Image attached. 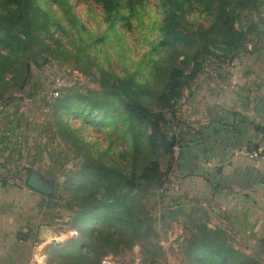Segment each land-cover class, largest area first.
Wrapping results in <instances>:
<instances>
[{
  "label": "trees",
  "instance_id": "obj_1",
  "mask_svg": "<svg viewBox=\"0 0 264 264\" xmlns=\"http://www.w3.org/2000/svg\"><path fill=\"white\" fill-rule=\"evenodd\" d=\"M80 1L99 9L98 31L69 0H0V99L23 93L32 67L48 59L70 64L99 88V95L56 90L50 104L55 134L78 158L65 173L74 234L46 245L50 264H102L137 244L143 254L153 251L155 218L145 192L161 175L160 158L172 152L167 133L183 88L210 57L233 61L247 52V37L258 30L247 16L264 6V0ZM196 14L208 24L191 21ZM131 35L147 45L135 57ZM110 56L129 58L133 67L117 73ZM90 128L102 137L88 139L82 131ZM203 219L190 215L184 224L189 232L179 252L185 264H261L258 256L235 247L225 229ZM28 233L15 235L26 241ZM259 243L264 252V240Z\"/></svg>",
  "mask_w": 264,
  "mask_h": 264
},
{
  "label": "rangeland",
  "instance_id": "obj_2",
  "mask_svg": "<svg viewBox=\"0 0 264 264\" xmlns=\"http://www.w3.org/2000/svg\"><path fill=\"white\" fill-rule=\"evenodd\" d=\"M69 2L85 24L98 31L99 9L91 2ZM190 19L205 26L208 24L207 18L200 14ZM247 20L256 23L258 28L247 37V52L241 53L233 61L221 56L210 57L203 72L192 81L190 87L183 88V95L177 102L172 131L167 133L172 152L160 158L161 175L157 177L155 186L148 187L145 192L147 210L155 218L151 237L153 251L143 254L137 244L122 254L105 257L102 264H185L179 245L189 232L184 224L190 215L201 219L205 217L203 220L207 221L209 227H222L232 236L235 247L258 256L261 264H264V252L259 249L264 234L257 236L252 232L250 223L234 217L231 210L235 203L229 195L233 190L228 192L223 185H214L213 166L215 162L224 160L215 158V155L222 157L226 151L233 149L241 153L246 149L240 131L243 117L241 97L246 90L242 77L246 71L255 70L254 56L264 53V6L258 11L249 12ZM259 25H262V30ZM71 34L76 36L74 32ZM131 37L136 39V35ZM135 41V46L129 44L132 57L147 48V45L138 44L137 39ZM110 62L117 73L124 71L125 65L133 67L129 58L110 56ZM65 88L99 95L97 84L89 76L74 71L70 64L48 59L46 63L32 67L23 93L4 95L0 99V142L4 146L0 178L4 184L17 186V178L22 173L26 181L29 174L25 169L52 173L55 179L51 194H39L43 202L36 215L20 220L35 228V237L34 241L28 243L27 249L24 246V249H17L15 255L12 254L10 260L19 263L29 258V261L39 264H50L46 245L58 244L74 234L70 227L71 211L67 203L71 201L70 193L66 191L65 177L68 170L75 167L78 158L74 157L72 148L55 134L50 106L56 97L55 91L60 93ZM70 121L73 125L78 124L74 117ZM82 134L88 139L102 137V131L94 128L83 130ZM121 144L124 145L118 143ZM218 187L221 188L217 190ZM236 192L240 198L245 195L244 192ZM252 199L255 197L249 196V203ZM17 207L21 208V205ZM6 228L2 227L3 230ZM30 245L36 246L32 254L29 252L32 251Z\"/></svg>",
  "mask_w": 264,
  "mask_h": 264
},
{
  "label": "crops",
  "instance_id": "obj_3",
  "mask_svg": "<svg viewBox=\"0 0 264 264\" xmlns=\"http://www.w3.org/2000/svg\"><path fill=\"white\" fill-rule=\"evenodd\" d=\"M254 58L255 70L246 71L242 77L246 82V90L241 97L240 109L243 117L240 131L241 140L246 143V148L249 145L253 148L264 143V53L257 54ZM234 143L235 139L232 140V146ZM3 148V142H0V176L3 172ZM219 157L224 160L215 162L213 166L214 185H223L228 192L233 190L234 192L229 195L235 203L231 210L234 217L250 223L252 232L257 236L264 234V154L250 159L244 152L239 153L238 150L232 149L226 151L222 157L215 155V158ZM6 168L5 166L4 171ZM23 176L24 173L17 178L20 184L17 182L15 187L13 184L11 187L7 183L4 184L0 178V223L3 224L0 226V264H39L36 261H29V258L21 263L10 260L17 249H24V246L27 249L28 243L34 241L35 237V228L30 223H21L20 220L36 215L39 210L40 193L27 188ZM236 191H240L241 194L244 192L245 195L240 198ZM249 196L255 197L252 199L253 203H249ZM18 205H21V208H16ZM23 209L27 211H22ZM21 214L23 215L20 216ZM2 227H7V230H3ZM25 229L29 232L28 239L19 241L15 233ZM30 246L32 251L29 252L32 254L36 246Z\"/></svg>",
  "mask_w": 264,
  "mask_h": 264
},
{
  "label": "water",
  "instance_id": "obj_4",
  "mask_svg": "<svg viewBox=\"0 0 264 264\" xmlns=\"http://www.w3.org/2000/svg\"><path fill=\"white\" fill-rule=\"evenodd\" d=\"M259 27L262 30V25H259ZM171 139H173V135ZM25 183L27 187H29L33 191H36L43 195H49L53 190L55 179L53 177L45 178L42 173L36 170H32L26 178Z\"/></svg>",
  "mask_w": 264,
  "mask_h": 264
},
{
  "label": "built area",
  "instance_id": "obj_5",
  "mask_svg": "<svg viewBox=\"0 0 264 264\" xmlns=\"http://www.w3.org/2000/svg\"><path fill=\"white\" fill-rule=\"evenodd\" d=\"M55 94H57L55 92ZM244 153L250 158V159H254L256 157H259L260 155L264 154V143L253 147L252 149H245Z\"/></svg>",
  "mask_w": 264,
  "mask_h": 264
},
{
  "label": "flooded vegetation",
  "instance_id": "obj_6",
  "mask_svg": "<svg viewBox=\"0 0 264 264\" xmlns=\"http://www.w3.org/2000/svg\"><path fill=\"white\" fill-rule=\"evenodd\" d=\"M43 174V173H42ZM45 176V178H50L52 176H49V175H46V174H43Z\"/></svg>",
  "mask_w": 264,
  "mask_h": 264
}]
</instances>
